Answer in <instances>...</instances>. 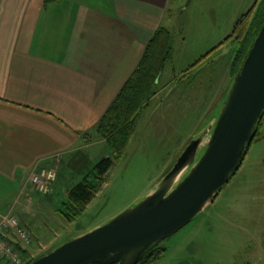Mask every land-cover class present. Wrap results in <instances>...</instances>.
Returning a JSON list of instances; mask_svg holds the SVG:
<instances>
[{
	"label": "rangeland",
	"instance_id": "1",
	"mask_svg": "<svg viewBox=\"0 0 264 264\" xmlns=\"http://www.w3.org/2000/svg\"><path fill=\"white\" fill-rule=\"evenodd\" d=\"M261 2L191 0L185 6L186 0L168 1L162 26L171 34L172 58L121 156L111 157L113 165L100 191L70 222L58 211L62 191L32 190L26 194L30 200L16 207L17 213L11 211L29 231L34 258L104 224L156 187L189 141L216 117L235 74L232 60L238 44L225 39L237 21L253 6L258 10ZM60 4L47 6L48 14L50 7L56 10L44 34H55L56 42L62 36L66 40L71 17ZM261 126L264 134V117ZM99 147L81 151L82 160L74 168L59 169L62 187L73 186L91 171L103 158L97 157ZM160 245L164 253L154 264H264V138L252 142L241 167L215 199Z\"/></svg>",
	"mask_w": 264,
	"mask_h": 264
},
{
	"label": "crops",
	"instance_id": "2",
	"mask_svg": "<svg viewBox=\"0 0 264 264\" xmlns=\"http://www.w3.org/2000/svg\"><path fill=\"white\" fill-rule=\"evenodd\" d=\"M168 1L56 0L71 13L66 40L56 42L44 37L54 2L0 0V213L29 200L32 170L57 166L51 192L67 187L58 171L77 166L81 151L99 145L97 157L110 156L96 126L163 25Z\"/></svg>",
	"mask_w": 264,
	"mask_h": 264
},
{
	"label": "water",
	"instance_id": "3",
	"mask_svg": "<svg viewBox=\"0 0 264 264\" xmlns=\"http://www.w3.org/2000/svg\"><path fill=\"white\" fill-rule=\"evenodd\" d=\"M263 111L264 23L216 117L189 141L156 187L133 207L29 264H137L147 248L179 231L215 199L237 169Z\"/></svg>",
	"mask_w": 264,
	"mask_h": 264
},
{
	"label": "trees",
	"instance_id": "4",
	"mask_svg": "<svg viewBox=\"0 0 264 264\" xmlns=\"http://www.w3.org/2000/svg\"><path fill=\"white\" fill-rule=\"evenodd\" d=\"M44 1L49 3L56 0ZM261 4L258 10H254L255 7L253 6L242 16L237 21L232 34L225 39V41L231 40L238 44L232 60V67L235 73L245 58L251 42L264 23V0H262ZM170 39L171 34L166 27L161 25L156 29L147 42L137 66L98 122L96 132L100 137L105 139L111 152L110 156L101 158V160L93 165L91 171L73 186H67L61 190H53L57 194L62 191V202L58 211L66 221H73L100 191L101 187L105 184L107 173L113 165L111 157L117 159L121 156L123 149L138 124L140 115L155 97L157 81L160 79L166 63L172 58ZM214 50L215 48L207 54L212 53ZM207 54L203 58H206ZM263 117L264 111L254 127L244 156L238 164L237 169L232 173V176L241 167L252 142L260 141L264 138V134L261 132ZM21 250L24 255L28 254V250ZM163 253V249L159 250L157 246H151L146 249L143 257L137 264H154L162 257ZM42 255L29 259L25 264H29Z\"/></svg>",
	"mask_w": 264,
	"mask_h": 264
},
{
	"label": "built area",
	"instance_id": "5",
	"mask_svg": "<svg viewBox=\"0 0 264 264\" xmlns=\"http://www.w3.org/2000/svg\"><path fill=\"white\" fill-rule=\"evenodd\" d=\"M55 179V169H34L27 176L26 184L39 192L49 193ZM29 200H24V203ZM31 243L29 231L21 225L17 216L11 211L0 213V264H25L33 258ZM20 248L28 250V254L24 255Z\"/></svg>",
	"mask_w": 264,
	"mask_h": 264
},
{
	"label": "flooded vegetation",
	"instance_id": "6",
	"mask_svg": "<svg viewBox=\"0 0 264 264\" xmlns=\"http://www.w3.org/2000/svg\"><path fill=\"white\" fill-rule=\"evenodd\" d=\"M157 248H158L159 250H162V249H163V248L161 247L160 244L157 246Z\"/></svg>",
	"mask_w": 264,
	"mask_h": 264
}]
</instances>
